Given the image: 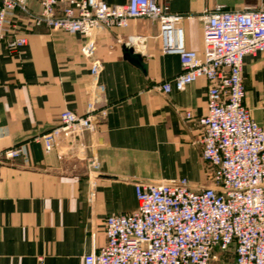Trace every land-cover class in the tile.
<instances>
[{
	"label": "crops",
	"instance_id": "obj_1",
	"mask_svg": "<svg viewBox=\"0 0 264 264\" xmlns=\"http://www.w3.org/2000/svg\"><path fill=\"white\" fill-rule=\"evenodd\" d=\"M159 1L184 15L186 46L199 52L204 11L264 6V0ZM28 3L40 11L38 0ZM16 23L27 44L13 53L0 42V264H85L84 256L106 243L107 215L138 208L135 183L186 177L195 188L213 185L196 118L207 111L208 81L162 93L160 85L182 65L177 54L162 52L157 21L133 18L91 38L35 26L24 14ZM130 35L145 39L127 44ZM129 46L143 55L146 71L124 57ZM243 75L245 103L264 126V52L245 57ZM93 107L108 110L85 134L95 167L74 151L48 153L33 139L57 125L65 109L84 114ZM187 111L194 118L186 120ZM15 146L21 154L5 158L3 151Z\"/></svg>",
	"mask_w": 264,
	"mask_h": 264
},
{
	"label": "built area",
	"instance_id": "obj_2",
	"mask_svg": "<svg viewBox=\"0 0 264 264\" xmlns=\"http://www.w3.org/2000/svg\"><path fill=\"white\" fill-rule=\"evenodd\" d=\"M0 0V42L11 52L27 44L18 30L19 14L35 26L81 33L91 38L100 29L127 27L130 19L145 17L159 23L162 52L177 54L182 70L160 85L162 93L182 91L199 78L208 81L207 111L197 118L202 131V156L211 186L194 187L188 178L135 183L138 208L109 214L106 243L84 256L85 264H214L231 251V264H264V126L245 103L243 75L247 55L264 52V6L230 10L217 5L200 16L202 51L188 49L182 20L159 0ZM145 37L130 35L127 44ZM122 42L121 39L118 40ZM108 110L93 107L79 114L65 109L59 123L33 137L46 152L74 151L95 167L87 132L106 119ZM186 120L194 118L191 111ZM65 141L62 146L61 142ZM20 146L3 151L18 157Z\"/></svg>",
	"mask_w": 264,
	"mask_h": 264
},
{
	"label": "water",
	"instance_id": "obj_3",
	"mask_svg": "<svg viewBox=\"0 0 264 264\" xmlns=\"http://www.w3.org/2000/svg\"><path fill=\"white\" fill-rule=\"evenodd\" d=\"M124 57L140 67L143 71L147 70V63L144 60V57L141 53L135 52L133 47L124 48Z\"/></svg>",
	"mask_w": 264,
	"mask_h": 264
},
{
	"label": "rangeland",
	"instance_id": "obj_4",
	"mask_svg": "<svg viewBox=\"0 0 264 264\" xmlns=\"http://www.w3.org/2000/svg\"><path fill=\"white\" fill-rule=\"evenodd\" d=\"M233 257H234V254L233 252L231 251L230 253H228L227 255H224L223 256V259L222 261H218V262H215L214 264H231L232 260H233Z\"/></svg>",
	"mask_w": 264,
	"mask_h": 264
}]
</instances>
